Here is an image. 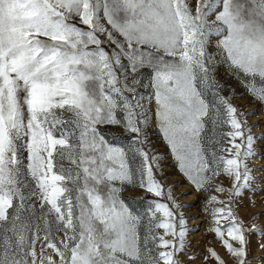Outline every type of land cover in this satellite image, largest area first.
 I'll list each match as a JSON object with an SVG mask.
<instances>
[{"label": "snow or ice", "instance_id": "snow-or-ice-1", "mask_svg": "<svg viewBox=\"0 0 264 264\" xmlns=\"http://www.w3.org/2000/svg\"><path fill=\"white\" fill-rule=\"evenodd\" d=\"M242 96L264 0H0V264H264Z\"/></svg>", "mask_w": 264, "mask_h": 264}, {"label": "rangeland", "instance_id": "rangeland-1", "mask_svg": "<svg viewBox=\"0 0 264 264\" xmlns=\"http://www.w3.org/2000/svg\"><path fill=\"white\" fill-rule=\"evenodd\" d=\"M235 103H237L239 106H241L244 111L251 112V111L255 110L256 114L249 115L247 117L248 122L250 124H253V125H258V127H253L252 130L254 132L264 131V108H261L258 104L251 103L249 101V98L246 96L240 97L239 99H237L235 101ZM250 166H254L257 170L264 168V154H261L259 157H254L250 161ZM165 170L169 171V172L172 171L171 167H168ZM257 174H261V173H259V171H258ZM173 178H175V177H173ZM125 195L136 196V195H139V192L138 191H129V192H126ZM258 198H259V194H258ZM194 199H196L195 194L190 193L187 196L181 197V202L187 204V203H190L191 201H193ZM257 207L259 208V204L257 205ZM197 210L198 209L195 206L190 208V209H186V215H191L193 212H196ZM197 223H200L199 217L196 220H190L189 221L190 225L197 224ZM189 238L193 241V245L196 246L198 248V250L202 251L203 245L202 244L197 245V241H204L207 239V237H205L203 234V225L200 224V230L195 231V232H191L189 234ZM253 243L255 244V238L253 239ZM254 251H255V249H254ZM191 264H198V262L193 261V262H191Z\"/></svg>", "mask_w": 264, "mask_h": 264}]
</instances>
